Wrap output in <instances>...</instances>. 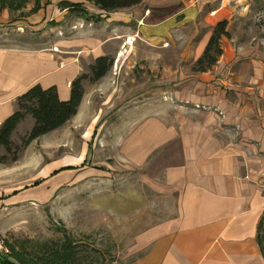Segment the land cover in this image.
<instances>
[{"label": "rangeland", "instance_id": "rangeland-1", "mask_svg": "<svg viewBox=\"0 0 264 264\" xmlns=\"http://www.w3.org/2000/svg\"><path fill=\"white\" fill-rule=\"evenodd\" d=\"M16 4L20 7L14 11L0 8V48L58 49L63 52L62 64L74 61L82 69L78 77L90 79L96 59L110 57L114 65L101 80L83 82L84 104L61 130L25 147L33 126L27 117L12 135V153L0 149V156L8 160L0 164V250L27 261L43 254L39 246L58 248L70 240L73 264H130L148 250L143 236L177 215L178 194L159 193L153 184L160 186L165 168L179 163L180 149L173 143L136 166L130 160L134 153L119 143L124 136L137 135L141 119L150 120L153 114L166 117L168 104L186 105L181 100L185 88L192 86L188 79L195 73V60L181 59L184 40L197 44L207 31L199 26L198 33L189 30L187 36L135 32L138 24L133 23L129 35L103 44L105 55L97 57L91 39L116 38L117 32L104 18L95 23L80 17L76 6L90 16L100 13L89 0ZM174 9L149 8L147 23ZM257 20L254 27L250 22L245 25V36L249 26L253 31L249 35L264 26L262 15ZM79 56L83 59L73 60ZM179 94L178 99L171 98ZM176 115L172 109L170 116ZM123 121L128 127L119 129ZM14 154L18 159L10 162Z\"/></svg>", "mask_w": 264, "mask_h": 264}, {"label": "crops", "instance_id": "crops-1", "mask_svg": "<svg viewBox=\"0 0 264 264\" xmlns=\"http://www.w3.org/2000/svg\"><path fill=\"white\" fill-rule=\"evenodd\" d=\"M151 7L176 9L147 23ZM99 12L117 36L91 39L97 57L105 55L103 44L129 35L133 23L138 24L135 32L174 36L204 27L201 42L184 40L180 57L188 61L202 55L218 23L227 21L230 34L222 38L217 64L188 79L193 83L181 100L186 105L168 104L166 117L141 119L134 138H121L136 166L173 143L180 149L179 163L165 168L160 186L153 184L154 191L178 194L177 215L143 236L148 250L130 264H264L257 241L264 219V26L256 35H249V26L244 35L247 23L254 27L264 17V0H143L131 10ZM62 53L0 48V127L16 111L17 98L35 85L55 86L59 98L69 100L71 83L82 69L74 61L62 64ZM172 109L178 115L171 117ZM123 122L119 129L128 127Z\"/></svg>", "mask_w": 264, "mask_h": 264}, {"label": "trees", "instance_id": "trees-1", "mask_svg": "<svg viewBox=\"0 0 264 264\" xmlns=\"http://www.w3.org/2000/svg\"><path fill=\"white\" fill-rule=\"evenodd\" d=\"M29 0H0L1 9L14 11L19 9V3H27ZM99 11L106 14L131 10L142 4L143 0H89ZM76 12L81 18L99 23L103 20L102 14L89 15L90 13L76 6ZM68 8H71L70 6ZM74 8V7H73ZM72 8V9H73ZM71 10V9H70ZM74 10V9H73ZM78 15V16H79ZM88 15V16H87ZM227 21L218 23L212 30L208 43L202 55L195 61L192 71L195 73H206L210 71L218 62L223 54L221 41L223 37L229 38L227 31ZM114 65V59L110 57H100L90 66L91 79L88 75H82L71 83L70 98L62 101L59 98L55 86L44 89L40 85L31 87L28 91L17 98L16 111L7 118L0 127V149H4L7 154L12 153V135L17 127L27 118L33 122V126L24 139V146H29L33 141L46 136L54 131L63 128L77 115L81 105L84 89L83 82L91 80L97 82L104 78ZM17 156L14 154L10 162H16ZM6 156H0V164L6 165ZM257 241L264 255V219L259 225ZM38 247V246H37ZM42 248V255L36 259L27 261L21 257L8 253L0 252V264H73L75 256L71 250L72 242L66 240L61 247L54 248L55 245L45 244ZM13 249V248H12Z\"/></svg>", "mask_w": 264, "mask_h": 264}, {"label": "built area", "instance_id": "built-area-1", "mask_svg": "<svg viewBox=\"0 0 264 264\" xmlns=\"http://www.w3.org/2000/svg\"><path fill=\"white\" fill-rule=\"evenodd\" d=\"M2 251H3V249H2V250H0V252H2ZM4 252H5V253H8V250H4Z\"/></svg>", "mask_w": 264, "mask_h": 264}]
</instances>
